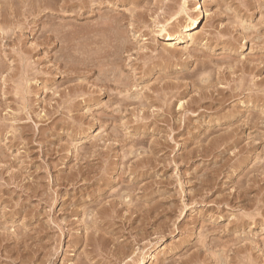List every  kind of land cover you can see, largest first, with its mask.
<instances>
[{
  "label": "rangeland",
  "instance_id": "1",
  "mask_svg": "<svg viewBox=\"0 0 264 264\" xmlns=\"http://www.w3.org/2000/svg\"><path fill=\"white\" fill-rule=\"evenodd\" d=\"M0 264H264V0H0Z\"/></svg>",
  "mask_w": 264,
  "mask_h": 264
},
{
  "label": "bare ground",
  "instance_id": "2",
  "mask_svg": "<svg viewBox=\"0 0 264 264\" xmlns=\"http://www.w3.org/2000/svg\"><path fill=\"white\" fill-rule=\"evenodd\" d=\"M108 23V22H107ZM198 23H199V20H197V21H195L194 23H193V27L191 28V29H197V26H198ZM46 29V28H45ZM44 29V30H45ZM187 30V29H186ZM60 32H62V31H60ZM44 36V35H43ZM61 38H63V37H61ZM172 37L170 36L169 37V39H171ZM66 49V48H65Z\"/></svg>",
  "mask_w": 264,
  "mask_h": 264
}]
</instances>
